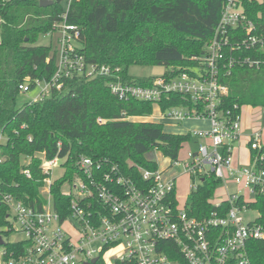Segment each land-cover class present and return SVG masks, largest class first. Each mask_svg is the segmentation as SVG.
Segmentation results:
<instances>
[{"label": "trees", "instance_id": "1", "mask_svg": "<svg viewBox=\"0 0 264 264\" xmlns=\"http://www.w3.org/2000/svg\"><path fill=\"white\" fill-rule=\"evenodd\" d=\"M248 17L264 30V0H240ZM40 0H8L0 6V131L6 138L0 144L1 190L13 194L24 204L41 208L47 199L43 158L61 159L64 174L55 179L50 192L53 207L62 218L70 214L71 196L62 187L80 174V156L105 160L118 165L137 183L141 168L157 170L158 163L146 153L157 149L171 161L177 160L192 133H169L161 122L137 121L134 117L153 114V103L113 95L105 78L78 76L67 78L61 91H53L43 100L18 105L19 84L26 79H50L56 70L53 45L38 44L41 35L60 20L63 3L43 7ZM225 0H73L68 21L81 29L82 51L89 62L120 67L126 80L152 85L156 76H133L131 65H165V76L174 77L183 70L200 66L197 58L206 54V45L214 36ZM243 36V31L239 32ZM228 53H231L227 49ZM264 56V52L240 49L234 56ZM228 87L221 107L240 113L242 107L264 108V68L237 63L228 74L220 73ZM196 106L190 97L169 94L161 107ZM126 112L123 116L122 113ZM104 122H98V119ZM260 151L251 150V160ZM264 168V160H259ZM29 170L30 176L25 174ZM221 180L205 175L186 203L190 215L204 218L218 209L209 200ZM175 201V193H174ZM177 203V200H176ZM229 209V202L222 203ZM249 208L258 212L255 223L264 229V193H259ZM9 207L0 200V235L12 234ZM25 242L6 243L13 252ZM179 252V251H178ZM253 264H264V238L248 244ZM172 259L188 264L181 255ZM119 264H134L122 262Z\"/></svg>", "mask_w": 264, "mask_h": 264}, {"label": "built area", "instance_id": "2", "mask_svg": "<svg viewBox=\"0 0 264 264\" xmlns=\"http://www.w3.org/2000/svg\"><path fill=\"white\" fill-rule=\"evenodd\" d=\"M72 1H62L60 20L46 33L51 36L56 57L54 74L50 79H26L19 84V92L26 94L38 89L37 95L29 100L35 102L51 96L53 91H61L67 78H105L111 93L119 100L152 102L162 119H207L210 123L207 130L191 132L201 141L194 151H189L188 160H170V167L183 165L184 173L199 181L192 189H197L203 177L211 174L221 180V185L240 189L227 193L224 200L214 204L218 209L209 216L198 218L189 214L186 204L183 208L179 206L177 177L166 178L159 168H141L142 181L137 183L107 159L80 156L77 161L80 174L65 183L70 185V190L63 192L71 196L70 214L62 218L53 207L50 192L53 169L62 166L61 159L44 158L42 170L47 177L43 187L48 195L41 208L26 205L2 191L0 183V200L9 207L12 233L19 235L13 242H25L23 248L10 252L6 248L9 240L0 235L4 240L0 244V264H181L171 258V252L181 255L188 264H253L248 244L264 238V229L253 220L246 222L244 214L256 195L264 193V168L259 164L264 154L256 155L249 164H235V143L242 134V115L221 107L228 87L220 81V73L225 69L229 74L237 63L264 68V56L260 54L232 55L240 49L264 52V30L248 17L240 0H225L214 36L206 45V54L196 57L200 66L174 77L161 74L150 86L139 85L126 80L120 67L87 60L80 41L81 29L68 21ZM6 2L0 0V6ZM172 93L190 97L196 106L178 105L164 111L161 102ZM260 109L264 126V108ZM98 122L104 119L99 118ZM262 135V130L250 135V150L264 148ZM24 172L30 176L29 170ZM225 201L229 202V209L222 208ZM14 221L18 228L14 227ZM94 258L96 262L91 263Z\"/></svg>", "mask_w": 264, "mask_h": 264}, {"label": "rangeland", "instance_id": "3", "mask_svg": "<svg viewBox=\"0 0 264 264\" xmlns=\"http://www.w3.org/2000/svg\"><path fill=\"white\" fill-rule=\"evenodd\" d=\"M8 1V0H7ZM63 3V2H62ZM6 4V3H5ZM0 23H1V16H0ZM55 38V37H54ZM51 43V36L49 35H41L38 44H43V45H49ZM53 44V43H52ZM167 66L165 65H131L129 67V74L133 76H141V77H148V76H160L167 70ZM38 93V89H34L33 91H30L29 93H21L18 96V105H22L26 101H29L30 99H33ZM157 106H155L154 113L152 116L145 117V118H140L141 120L144 121H155V122H161V123H166L169 124L170 121L166 119H162L159 116ZM242 120L243 122H246L250 129L248 132L250 133L251 131L255 130H263V135H262V141L264 143V129H263V123H262V116H261V109L252 107V106H243L242 107ZM134 120V118H133ZM207 119H191L188 120L186 119L180 129H170L171 131H177L175 133H186L188 129H190L192 132L194 130H198L201 128L207 127ZM204 126V127H203ZM241 136L238 141L235 143V147H238L240 144ZM6 141L5 136L3 133L0 131V142L4 143ZM197 139L195 137H192V139L184 144L183 148L179 152L178 160L182 161H187L188 160V153L189 151H194L197 148ZM246 147L248 148V144H246L245 147L242 148V153L243 156H246ZM146 157L148 159H152L158 163L160 171H163L164 177H177L176 178V194L179 200V206L183 208L185 204L187 203L189 199V195L191 194L192 185L196 184L197 179H193L189 174L184 173V168L183 165H174L170 167V159L162 152L158 151L157 149L151 150L146 153ZM44 159V158H43ZM62 163V162H61ZM62 165V164H61ZM65 172V167L64 166H57L53 169V174H52V179H58L60 178ZM239 186L235 185H221L219 186L216 191L214 196L211 198L210 202L212 204H217L218 202L224 200L226 198L227 193H232V192H237L239 190ZM63 192H68L70 190V185L67 183L62 187ZM42 193L44 196H47L46 189L43 187L41 189ZM258 216V212L254 209H251L248 211V213L244 214L245 221H254L255 218ZM14 227L18 228L19 224L14 221ZM5 238L9 241H15L17 238H19V235L16 233H12L9 237ZM113 253V251L111 252Z\"/></svg>", "mask_w": 264, "mask_h": 264}, {"label": "crops", "instance_id": "4", "mask_svg": "<svg viewBox=\"0 0 264 264\" xmlns=\"http://www.w3.org/2000/svg\"><path fill=\"white\" fill-rule=\"evenodd\" d=\"M245 106H250V105H245ZM256 108H260V107H256ZM241 115H242V112H241ZM152 116V115H150ZM146 117H149V116H146ZM140 118H145V117H134V120H137V121H142ZM194 119V118H192ZM166 120H169L170 123L169 124H166L163 122V125H164V130L166 132H169V133H175L177 131H171L170 129H180L179 127H181L184 123V121H177V120H172V119H166ZM188 120H191V119H188ZM208 121V120H207ZM263 125V124H262ZM204 127V126H203ZM210 127V123L209 121L207 122V127H205L204 129L201 128V130H207L208 128ZM250 129L249 125L246 123V122H243L242 120V134H241V140H240V144L238 147H235V153H234V156H235V164H249L251 162V150L249 148V138H250V135L254 132V131H251L250 133L248 132V130ZM263 129H264V126H263ZM200 130V129H198ZM195 131V130H194ZM188 132H192L190 129H188L186 131V133ZM186 133H179V134H186ZM262 133H263V130H262ZM197 139V138H196ZM201 141V140H198L197 139V143ZM246 144H248V148L246 147V156H243V151H242V148L246 146ZM152 160V159H151Z\"/></svg>", "mask_w": 264, "mask_h": 264}, {"label": "water", "instance_id": "5", "mask_svg": "<svg viewBox=\"0 0 264 264\" xmlns=\"http://www.w3.org/2000/svg\"><path fill=\"white\" fill-rule=\"evenodd\" d=\"M63 0H40L39 4L43 7H47L50 6L54 3H61ZM4 243V240L2 239V237H0V244ZM97 260V258H94L91 263H95ZM88 264V263H87Z\"/></svg>", "mask_w": 264, "mask_h": 264}]
</instances>
